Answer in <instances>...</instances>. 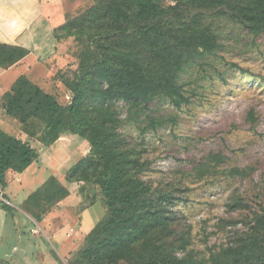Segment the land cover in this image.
<instances>
[{"label":"rangeland","instance_id":"obj_1","mask_svg":"<svg viewBox=\"0 0 264 264\" xmlns=\"http://www.w3.org/2000/svg\"><path fill=\"white\" fill-rule=\"evenodd\" d=\"M61 2L65 19L60 26L66 24L67 28L57 33L55 28L47 34L43 26L29 37L30 53H37L39 59L32 56L28 63L6 73L0 67V128L29 141L40 153L24 175V184L10 176L8 205L14 217L7 218L3 229L0 264H70L86 250V237L106 213L100 187L66 179L88 155L89 142L80 135L65 133L73 136L66 140V150H60L55 161L47 153L65 134L56 137L37 120L22 126L8 117L2 106L4 95L22 75L62 105L72 101L74 95L63 78H73L82 52L79 35L90 33L78 18L96 3ZM213 9L205 11L215 36L213 52L207 53L186 38L161 45L162 61L174 73L172 81L178 87L180 105L163 95L147 104L125 100L113 103L124 121L122 129L136 140L143 160L150 161L143 178L153 189L174 195L175 204L170 209L177 218L176 234L186 243L176 242L173 252L182 259H193L194 264H237L230 249L238 247V255L244 252L242 242L257 227V218L264 215V30L251 32L237 23L235 15ZM131 42L122 48L128 47L126 53L135 47ZM152 49L155 47L148 44L141 48L147 53ZM171 54L176 60L186 58L173 61ZM121 61L117 57L114 62ZM107 76H93L91 86L108 88ZM91 98L87 102L92 103ZM101 98L102 102L105 96ZM53 139L47 146L46 142ZM82 141L86 142L84 146ZM53 174L62 176L72 195L53 207H35V214L41 215L38 222L35 214L21 210L22 200ZM80 186L85 188L84 195ZM0 197L8 200L3 192ZM238 264L258 263L238 258Z\"/></svg>","mask_w":264,"mask_h":264},{"label":"trees","instance_id":"obj_2","mask_svg":"<svg viewBox=\"0 0 264 264\" xmlns=\"http://www.w3.org/2000/svg\"><path fill=\"white\" fill-rule=\"evenodd\" d=\"M94 1L96 7L78 18L90 32L79 35L82 52L78 68L72 79L62 76L63 83L74 95L72 101L62 105L22 75L4 95L2 106L6 115L22 126L37 120L56 137L77 134L90 144L88 155L69 171L66 179L100 187L106 213L86 237V250L70 264H194L193 259H182L173 252L176 242L186 243L176 234L177 218L170 209L175 204L174 195L171 191L153 189L151 182L143 178L151 167L150 161L143 160L136 140L122 129L124 121L113 102L125 100L140 105L163 95L171 103L180 105L178 87L172 81L174 73L162 61L161 45L186 38L207 53L213 52L215 36L206 22L205 12L216 10L213 8L235 15L237 23L251 32H262L264 0ZM65 25L57 27L56 33L66 29ZM129 40L131 47H135L126 53L128 47L122 48ZM143 44L155 49L143 52ZM29 54V49L22 45L0 42V67L8 69ZM175 56L170 55L173 61L186 58L181 56L176 60ZM117 57L122 61L115 64ZM100 73L108 75V88L91 86V78ZM101 96H105L102 102ZM89 98L92 103L87 102ZM86 102L88 107L84 108ZM39 154L29 141L0 128L2 187L7 185L8 171L25 172L38 160ZM80 193L85 194L83 186ZM70 195L64 183L51 176L28 197L24 210L35 214V207H53ZM0 205L10 208L2 201ZM35 218L41 221L40 214H35ZM242 243L245 251L239 255L238 247L230 249L232 261L238 264L239 258L264 264V215L257 218V227Z\"/></svg>","mask_w":264,"mask_h":264},{"label":"crops","instance_id":"obj_3","mask_svg":"<svg viewBox=\"0 0 264 264\" xmlns=\"http://www.w3.org/2000/svg\"><path fill=\"white\" fill-rule=\"evenodd\" d=\"M65 19L64 6L61 0H55L53 2H44L42 0H0V42L7 44H15L22 45L27 49L32 50L29 46V37L35 35L36 31L40 29V27L44 26V30L47 34L52 33L53 30L60 26L61 20ZM34 57V59L38 58L39 55L35 54L33 51L20 61L18 64L8 68H3V73L8 72L21 65L22 63H28L30 57ZM39 59V58H38ZM44 64L43 62H39V65ZM28 69V68H27ZM2 74V73H1ZM71 134L63 135L56 145H54L51 150L48 151V155H52L53 159H56L60 155V150H66V140L69 139ZM86 144L85 141H82V145ZM44 150L41 154H44ZM33 166V165H32ZM30 166L23 173H16L13 171L7 172V185L5 188L0 187V192H3L8 197L7 190L10 185V176H13V179L16 182L24 184L25 182V174L32 168ZM54 175V174H53ZM56 176L60 181L63 182L62 176ZM34 191V190H33ZM29 193L24 200H22V209L24 210V203L28 199V197L33 193ZM72 195V194H71ZM70 195V196H71ZM69 196V197H70ZM68 199V198H66ZM65 199V200H66ZM11 200V199H10ZM12 203V202H11ZM62 204V202L60 203ZM61 206V205H60ZM12 208L4 209L0 205V246L2 244L3 234H4V226L7 222V218L10 216L14 217ZM11 210V211H10Z\"/></svg>","mask_w":264,"mask_h":264},{"label":"built area","instance_id":"obj_4","mask_svg":"<svg viewBox=\"0 0 264 264\" xmlns=\"http://www.w3.org/2000/svg\"><path fill=\"white\" fill-rule=\"evenodd\" d=\"M0 199H1L2 202L6 203V204H10L9 200H7V199H5L3 197H0Z\"/></svg>","mask_w":264,"mask_h":264}]
</instances>
